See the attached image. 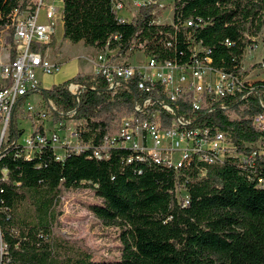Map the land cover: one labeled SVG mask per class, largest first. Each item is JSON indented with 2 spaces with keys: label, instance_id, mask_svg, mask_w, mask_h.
<instances>
[{
  "label": "trees",
  "instance_id": "obj_1",
  "mask_svg": "<svg viewBox=\"0 0 264 264\" xmlns=\"http://www.w3.org/2000/svg\"><path fill=\"white\" fill-rule=\"evenodd\" d=\"M26 1L0 0V30L11 27V40L12 14ZM156 8L143 5L131 21H122L113 0H63L64 37L122 53L143 45L157 59L179 62L190 59L193 38L210 51L215 66L234 73L241 71L247 47L260 35L264 41V0H173L169 24L156 21ZM72 80L97 84L96 89L82 92L78 105L67 88L70 80L42 88L41 94L65 112L74 111L54 118L81 122L79 139L88 148L66 147L64 158H58L48 144L28 158L17 142L25 131L15 119L0 146V264H264L263 155L256 156L254 166L230 156L222 164L194 158L179 170L142 160L125 148L97 156L95 147L131 111L135 96L128 91L112 96L102 77L96 82L83 72ZM255 84L264 101V81ZM232 110L236 118L214 110L198 122L229 130L236 150L250 154L253 149L245 142L264 144V130L252 122L264 107L251 95ZM38 133L45 136L42 126L32 137ZM82 187L103 199L91 207L97 218L121 230L117 260H95L82 240L55 234L63 191Z\"/></svg>",
  "mask_w": 264,
  "mask_h": 264
},
{
  "label": "built area",
  "instance_id": "obj_2",
  "mask_svg": "<svg viewBox=\"0 0 264 264\" xmlns=\"http://www.w3.org/2000/svg\"><path fill=\"white\" fill-rule=\"evenodd\" d=\"M152 3L163 6L158 0H113V8L122 21H131L134 14L124 15V12L131 6L138 10ZM154 13L157 15L156 10ZM59 14L56 0H27L12 14L15 57L0 64V146L8 138L14 119L19 128L17 115L24 108L39 112L44 119H47L48 111L62 117L72 116L74 112H65L52 100H47L46 109L36 110V105L29 100L41 94L38 74L52 75L61 68L50 59L47 47L52 43L60 19L63 21V7L61 18ZM187 25L193 26V21L189 20ZM255 46L256 43L247 47L239 73L215 66L210 51L202 41L193 38L189 44L191 57L185 62L157 59L147 54L143 45L131 47L125 53L119 48L97 49L89 57L93 80L98 82L102 77L107 85L105 90L112 96L128 91L135 97L131 111L123 115L115 131L95 147V154L107 156L112 148H125L137 153L142 160L151 159L175 170L194 158L208 164H222L230 156L236 157L241 164L254 166L256 156H264L261 141L245 142V146L253 149L250 154L238 152L229 130H223L219 125L207 126L198 120L214 110H222L236 118L232 107L251 95L264 107L261 88L255 84L264 81V57L252 66L245 64L248 50ZM137 54L142 58L138 57L136 63L131 62V57ZM254 72L263 73L252 78ZM96 85L88 86L85 81L70 79L67 88L78 105L80 94L89 88L95 90ZM252 122L257 129L264 130V113L257 114ZM62 126L63 123H59L57 132L51 135L45 132V136L38 133L32 137L31 134L26 141L32 149L40 150L49 144L55 150L60 143ZM76 137L79 147H67L77 152L89 147L80 141L77 130Z\"/></svg>",
  "mask_w": 264,
  "mask_h": 264
},
{
  "label": "rangeland",
  "instance_id": "obj_3",
  "mask_svg": "<svg viewBox=\"0 0 264 264\" xmlns=\"http://www.w3.org/2000/svg\"><path fill=\"white\" fill-rule=\"evenodd\" d=\"M52 1V0H50ZM163 6H158L156 9V21L159 23H172L173 21V0H158ZM59 9V17L63 7V1L56 0ZM137 8L131 6L125 15L137 14ZM11 27H6L0 30V64L10 60V50L13 46L11 40ZM49 47V57L53 61H58L62 64V69L56 71L52 75H44L39 73L42 88H50L55 84H61L72 79L78 73L91 74L92 66L89 57L97 49L85 45L84 42L74 43L64 37V24L59 21L55 35L52 36V43ZM142 58L141 54L131 57V62L136 63L137 58ZM264 57V41L260 35L256 40V46L248 50L246 55V66H252L259 63ZM257 72L252 74V78H257L261 75ZM42 94L34 95L29 100L36 105V110H44L47 107V100ZM44 119L40 113H33L24 108L17 115L18 127L24 129V134L20 137L19 143L25 146V154L28 158L33 157L38 151L36 148H31L27 143V139L38 126H42L47 135L57 132L59 123H63L60 131V143L55 147V152L58 158H64L66 147H79V141L76 137V130L80 124L74 119H61L56 121L54 114L49 113ZM1 129V128H0ZM180 197L185 195V191L179 189ZM103 199L89 187L71 188L63 191L62 203L60 209L62 211L59 221L55 226V234L57 236L70 239L82 240L84 245L95 252V260H117L121 257L123 245L121 241V230L116 226H105L94 214L91 207L100 205Z\"/></svg>",
  "mask_w": 264,
  "mask_h": 264
},
{
  "label": "crops",
  "instance_id": "obj_4",
  "mask_svg": "<svg viewBox=\"0 0 264 264\" xmlns=\"http://www.w3.org/2000/svg\"><path fill=\"white\" fill-rule=\"evenodd\" d=\"M54 61V60H53ZM55 62H57L58 64H60V66H61V68H60V70L62 69V64L60 63V62H58V61H55Z\"/></svg>",
  "mask_w": 264,
  "mask_h": 264
}]
</instances>
